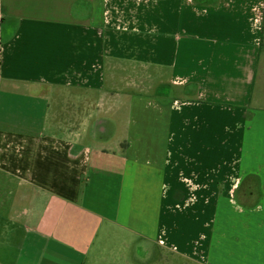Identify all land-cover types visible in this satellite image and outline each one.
Masks as SVG:
<instances>
[{
  "label": "crops",
  "instance_id": "1",
  "mask_svg": "<svg viewBox=\"0 0 264 264\" xmlns=\"http://www.w3.org/2000/svg\"><path fill=\"white\" fill-rule=\"evenodd\" d=\"M263 45L264 0H0V264H264Z\"/></svg>",
  "mask_w": 264,
  "mask_h": 264
},
{
  "label": "rangeland",
  "instance_id": "2",
  "mask_svg": "<svg viewBox=\"0 0 264 264\" xmlns=\"http://www.w3.org/2000/svg\"><path fill=\"white\" fill-rule=\"evenodd\" d=\"M260 53L261 54L259 57V63H258V67H257L258 83H257V86L255 88L256 89L255 95H257L260 98H258L255 101V103H256V106H261V108H262L261 110H264V45L262 46ZM105 116H107V118L109 119V121L106 120V123H105L106 126L108 125L109 122H112V121L115 122L114 118L117 120L118 124H121L123 121L121 111L119 113L110 112ZM253 130H254V134H256L257 137H259V138L264 137V132H263L264 130L260 129L259 125H257V127H255ZM120 131H121V129L119 130V132ZM183 195H184V193H183ZM185 195H192V193H185ZM188 203H190V199L188 200ZM186 207H181L182 208L181 209V211H182L181 215H185V216L188 215V214L184 213L187 211L186 209H188ZM163 264H200V263L195 262V260L192 256L183 255L182 253L177 254L176 252H172V251L165 249Z\"/></svg>",
  "mask_w": 264,
  "mask_h": 264
}]
</instances>
